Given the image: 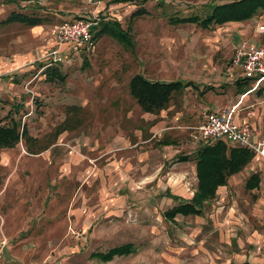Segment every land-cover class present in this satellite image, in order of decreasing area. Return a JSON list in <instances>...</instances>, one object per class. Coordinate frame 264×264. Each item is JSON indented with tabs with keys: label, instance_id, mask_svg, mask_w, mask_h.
Here are the masks:
<instances>
[{
	"label": "rangeland",
	"instance_id": "374dc122",
	"mask_svg": "<svg viewBox=\"0 0 264 264\" xmlns=\"http://www.w3.org/2000/svg\"><path fill=\"white\" fill-rule=\"evenodd\" d=\"M8 1L0 0V22L12 12L45 22L33 28L0 25V120L9 123L11 117L20 131L23 126L26 131L15 147L0 149V264H264V183L251 193L240 182L218 187L214 197L203 202L201 216L178 215L171 221L164 217L190 200L197 187L195 161L173 163L175 157L187 155L191 141L198 146L192 140L193 129L210 113L201 108L199 97L194 98L195 91H177L167 110L156 115H144L136 99L125 92L136 74L230 89L226 87L234 82L229 66L239 43L264 48V32L259 30L264 15L204 29L171 25L168 19L204 16L207 5L234 0H146L142 6L147 15L134 20L131 14L142 0ZM92 15L115 17L124 29L131 20L134 53L105 37L97 41L93 54L62 57V62L49 65L48 55L56 48L53 27ZM40 64L60 65L65 80H47ZM136 127L144 129L147 138L159 127L163 133L160 143L151 137L146 142L162 148L163 160L160 169H145L143 204L132 205L120 217L111 214L96 238L76 246L68 223L70 203L81 189L63 184L66 176L61 178L57 160L64 149L84 154L77 150L82 140H93V150L104 154L111 128ZM92 164L103 167L99 175L107 181L113 175L106 158ZM98 188L97 183L86 192L93 195ZM126 243L133 244L134 253L107 263L91 259L93 252Z\"/></svg>",
	"mask_w": 264,
	"mask_h": 264
},
{
	"label": "crops",
	"instance_id": "0c3cea01",
	"mask_svg": "<svg viewBox=\"0 0 264 264\" xmlns=\"http://www.w3.org/2000/svg\"><path fill=\"white\" fill-rule=\"evenodd\" d=\"M115 1L116 0L111 2H113V4H120L123 3L124 0H118L117 2ZM145 1L146 0H142L140 2L141 5L136 9V11H138L141 8L144 9L142 5L145 3ZM136 11L131 14L132 15L131 20H134L136 18H142L143 16L147 15L145 14L142 16H134V13H136ZM37 18L41 19L42 23L37 26H32V28L42 26L43 23L45 22L44 18L41 17H37ZM102 18L104 24L115 23V22L118 23L120 29L123 30L125 34H127L129 40L131 41V44L129 46L128 45L125 46L109 35H103L95 39V35L100 31V29H102L100 25V27L98 26V28L94 33L93 36L94 46L91 49L88 50L79 49L78 51H73L71 45L65 44L63 45L62 50H60L59 56L61 58L62 57L66 58L68 56H79L80 54L83 55L93 54L97 47L96 46L97 41L105 37L112 39L117 44H119L122 47V49H124L125 51H129L131 52V54H133L135 43L132 36V21L130 20L127 28L124 29L120 21L114 19L115 17L102 16ZM171 18L173 17H170L168 19L169 24L182 25V24H172L170 21ZM75 19L76 18L64 22H70ZM248 21H251V19ZM245 22H239L236 24H241ZM227 24H235V22L226 23L221 26L213 25L212 27L213 28L222 27ZM59 66L60 65L56 67ZM136 75H141L144 78H146L142 74H136ZM230 78L234 82L233 85L231 84V86L226 87L230 89H223V88L219 89L214 85H204L201 87L196 84H192V86H189L187 88H191L193 91H195L196 94L194 95V98L197 99V97H199V103L201 108L207 109V111H209L210 113L218 112L221 108L225 106L236 107L234 113L235 122L240 125L248 124L252 130L253 137L256 140L264 139V86H263L264 81L261 82L258 86H254V83L251 84V86L250 85L240 86L236 84V81L243 78L238 76L237 72L231 73ZM129 81L125 85L126 88L125 92H128V95L131 96L128 89ZM150 81H155V80H150ZM170 82H175V81H170ZM181 82L186 83L183 80ZM164 83H169V82H164ZM219 86L222 87V85ZM187 88H185L183 91H185ZM172 99L170 100V102L172 101ZM170 102L164 109L155 112L153 114L145 113L138 104L136 105L142 111V113H144V115L146 114L156 115L158 113L167 110ZM250 107H252L253 110L250 111L249 110ZM251 112L254 113V116L249 115ZM129 115L131 116L130 113ZM160 130L161 128L159 127L157 129H154L150 133L151 139L157 138V142L159 143L161 141H159L158 139H161V136H163V133H161ZM108 132L110 133L106 134V137L107 140L109 139V143L106 144L105 146L106 148L104 154L101 155L98 154L100 149L93 150L92 147L93 140H87V141L82 140L81 143L78 144L79 140L75 139L79 147L77 148V150H79L84 154L80 153L79 155H77L72 152H68L66 151V149H64L63 157L60 160H57L58 169H59L58 172L61 174V178L63 176H66L64 180L61 179L63 181V184L65 183L66 186L68 185V187L70 186L77 187L80 185V189H81L80 192L81 194L78 197H74L73 203L72 202L70 203L71 216L69 217L70 223H68V229L74 226L76 227V229H78L83 233L81 240L78 241L76 246H84L86 243H88V240L91 241L92 238L93 239L96 238L95 233H97L101 229V225L105 224L107 219H109L108 216L115 215L116 217H120L125 211H128V209H130L132 205L134 206L138 205V207H140V205L143 204L140 201H143L145 196L144 193L142 192V189H140L143 185L145 186L144 183L146 179V175L144 174L145 169L147 167H148L147 169L149 168L155 169L156 167L160 169L162 166L163 150L162 148L156 149V147H149L146 145V142L150 141V137L149 138L146 137L144 129L140 127H136L133 129L122 131L120 129L115 130L111 128ZM216 142H223L229 148H241L237 145L228 143L223 140ZM216 142L208 144L207 146H197L191 141V144L189 146L186 145L188 146V150H189L187 155H179V156L175 155L177 157L174 156L175 159L173 163L182 165V164H187L188 162H193L195 161V154L199 149L213 146ZM86 153H88V155ZM92 154H98V155L91 156ZM184 156L188 157V159L186 161H179V158ZM103 158L107 159L109 168L113 169L112 170L113 175L111 177L109 176L108 181L106 178H102L99 175V171L102 172L103 167L97 166V168L96 167L94 168L92 164V161L94 159L96 161H100ZM194 165H195L194 171L196 177V161L194 162ZM147 169L146 171H149ZM93 174H95V176L97 177H93L92 176ZM240 174H242V177L239 180H237V177ZM253 176L257 177L256 180L257 186L252 189H249L247 188L246 184L247 182H249V180H251ZM96 182L100 184V188H98L97 192L93 195L89 192H86L87 190L90 191L97 184ZM196 182H197V177H196ZM237 182L242 183L245 189L250 193L256 191L264 183V166L261 158H259L256 155H252L250 162L240 172L230 176L227 179L226 184L220 187L225 188L227 187V184L231 186L237 185L238 184ZM65 222L64 225H62V229L66 227ZM91 259H95V258H91Z\"/></svg>",
	"mask_w": 264,
	"mask_h": 264
},
{
	"label": "trees",
	"instance_id": "16d2710c",
	"mask_svg": "<svg viewBox=\"0 0 264 264\" xmlns=\"http://www.w3.org/2000/svg\"><path fill=\"white\" fill-rule=\"evenodd\" d=\"M15 3L14 0L8 1ZM264 15V0H234L231 2L207 5L204 16L173 17L172 24H195L200 28L207 29L213 25L221 26L230 22H245L257 14ZM147 14L146 10L141 8L134 16ZM19 23L25 26H37L42 20L24 13L12 12L6 19L0 22V25ZM100 31L95 35V39L103 35H109L119 43L129 46L131 41L127 34L120 29L118 23L104 24L101 18ZM40 68L45 66L39 65ZM49 68V69H48ZM58 67H45L42 74L47 80L60 82L65 80ZM255 79H239L237 85L244 86L253 84ZM192 86L191 82H158L150 81L141 75L133 76L128 85L129 93L136 99L137 104L145 113L153 114L164 109L173 95L178 91L182 92L185 88ZM210 89V88H208ZM0 120V149H10L15 147L20 139L25 136V126L22 131L19 130V124L10 117L9 123L3 124ZM252 153L242 148H229L223 142H216L213 146L199 149L195 154L197 187L192 198L187 202L180 203L164 213L166 220L171 221L174 217L180 216H201L204 208V201L212 199L218 187L225 185L227 179L240 172L251 160ZM188 157H180L179 161H186ZM257 177L253 176L246 186L252 189L257 186ZM133 244L127 243L107 250L106 252H95L91 254L92 258H97L101 262L107 263L116 257H124L134 253Z\"/></svg>",
	"mask_w": 264,
	"mask_h": 264
},
{
	"label": "built area",
	"instance_id": "2783aa9c",
	"mask_svg": "<svg viewBox=\"0 0 264 264\" xmlns=\"http://www.w3.org/2000/svg\"><path fill=\"white\" fill-rule=\"evenodd\" d=\"M101 0H89L94 4ZM101 21V16L76 18L70 22H63L53 27L52 34L56 48L48 55L49 65L62 62L59 56L60 47L65 44L72 46L73 51L91 49L94 46V33ZM264 32V26L259 27ZM231 73H236L243 79H255L254 86L264 81V48L249 45L242 41L236 49L231 64ZM236 107H223L218 112L208 113L203 122L195 127L192 140L198 146H207L216 141H226L237 145L261 158L264 166V139H255L248 124L240 125L234 120ZM68 232L72 238L79 241L82 233L70 227Z\"/></svg>",
	"mask_w": 264,
	"mask_h": 264
}]
</instances>
